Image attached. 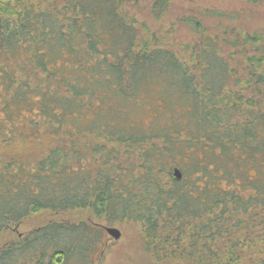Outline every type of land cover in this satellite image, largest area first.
I'll return each instance as SVG.
<instances>
[{
  "label": "trees",
  "instance_id": "trees-1",
  "mask_svg": "<svg viewBox=\"0 0 264 264\" xmlns=\"http://www.w3.org/2000/svg\"><path fill=\"white\" fill-rule=\"evenodd\" d=\"M233 1L0 0V264H98L122 223L149 264H264V26L239 16L264 0ZM43 212L92 221L7 239Z\"/></svg>",
  "mask_w": 264,
  "mask_h": 264
},
{
  "label": "rangeland",
  "instance_id": "rangeland-1",
  "mask_svg": "<svg viewBox=\"0 0 264 264\" xmlns=\"http://www.w3.org/2000/svg\"><path fill=\"white\" fill-rule=\"evenodd\" d=\"M174 15L184 12L186 9H195L196 7L208 8V9H218V10H228V11H240L241 5L237 1L233 0H223V1H214V0H173L172 3ZM191 7V8H190ZM251 11L248 9L244 14L239 13L240 19L243 23L249 27H263L264 26V7L257 6L252 8ZM238 14V13H237ZM146 15V14H144ZM252 15V16H251ZM147 19V18H146ZM170 19V16L162 22L167 26V21ZM148 20V19H147ZM152 26L156 27L158 24L153 23L148 20ZM161 27V25L159 26ZM176 38L180 39L178 41H186L189 38V34L184 28L176 29ZM147 121V119H144ZM43 140V139H41ZM46 141V140H45ZM43 141V142H45ZM28 147H23L22 151L29 157L38 156L37 143H29ZM21 146V145H20ZM11 148L15 151L20 147L18 145H13ZM54 219H72V220H90L92 217L85 213H71V214H59L52 215L47 212H43L34 216L29 217L24 220L18 227H15L7 235V239H11L14 235H24L29 233L31 230L45 224L46 222ZM94 221V219H93ZM109 228H115L120 232V238L114 240L106 233L104 239L106 250L104 256L100 259L98 264H149L146 261V258L141 256L139 251L140 246V228L139 226L131 223H122ZM0 239V246L3 244V240Z\"/></svg>",
  "mask_w": 264,
  "mask_h": 264
},
{
  "label": "water",
  "instance_id": "water-1",
  "mask_svg": "<svg viewBox=\"0 0 264 264\" xmlns=\"http://www.w3.org/2000/svg\"><path fill=\"white\" fill-rule=\"evenodd\" d=\"M172 176L176 181H180L182 175L178 169H174L172 172ZM105 232L112 237L114 240H118L120 238V232L115 228H105Z\"/></svg>",
  "mask_w": 264,
  "mask_h": 264
}]
</instances>
